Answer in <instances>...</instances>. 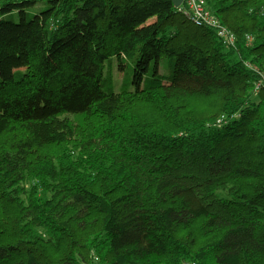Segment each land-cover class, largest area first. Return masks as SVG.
<instances>
[{
  "label": "trees",
  "instance_id": "trees-1",
  "mask_svg": "<svg viewBox=\"0 0 264 264\" xmlns=\"http://www.w3.org/2000/svg\"><path fill=\"white\" fill-rule=\"evenodd\" d=\"M257 1L206 0L229 46L171 0H0V207L16 205L0 214V264H51L39 245L60 243L57 264H264ZM113 59L130 83L107 82ZM192 95L214 110L194 115ZM142 99L168 127L135 118ZM71 143L87 174L43 151ZM199 220L215 237L197 246L184 232Z\"/></svg>",
  "mask_w": 264,
  "mask_h": 264
},
{
  "label": "rangeland",
  "instance_id": "rangeland-1",
  "mask_svg": "<svg viewBox=\"0 0 264 264\" xmlns=\"http://www.w3.org/2000/svg\"><path fill=\"white\" fill-rule=\"evenodd\" d=\"M256 5L264 7V0H258L256 2ZM42 7H44V5L39 2L36 5L35 9L32 10L31 12L34 13L36 11V9L38 11V10L42 9ZM263 14H264V10L261 13V16H264ZM104 72H105V76H107L109 78V81H107V82L111 81L116 86H122V85L124 86V85L130 83L131 73L127 72L126 69L121 70L115 59H113L111 61H107V63L105 64V67H104ZM143 100L144 99L140 100L137 103L138 105L135 106V118L137 120H139L140 122L141 121L145 122L146 124H149L151 126H160L162 128L168 127L167 119H165L159 113V111L157 109L153 108L150 104H148L147 101H143ZM188 102L190 103L191 110H192V113L194 115H201V114H205V113H210V112H212V110H214L213 100H210V99L205 98L203 96L192 95L189 98ZM77 141L78 140L73 141V142H77ZM4 142H5V137L0 138V150L5 147L6 143L4 144ZM76 144H83V142L79 141ZM73 145L74 144L71 143L69 145H65L62 147H57V146L44 147L43 151L45 154L51 156V158L54 160V162H57L59 164V166H60L59 169H61V168L63 169V168L70 166V165H74L75 167H78L77 162H79V160L85 161V163H82V166L79 168L83 174H87V172H85L84 169L88 170L87 168H89L88 164H90L91 158L84 155V153L81 149L74 148ZM84 158H86V159H84ZM28 180L29 179L20 183V186L27 188V186L29 184ZM53 182L54 181H50V179H47V185L52 184ZM33 188H34L33 184L28 187V191H30L29 195H35V190ZM19 192H22V190L20 188H19ZM220 194L222 196H224L223 192ZM44 196H46L48 198H52L53 194L52 193H49L48 195L44 194ZM33 200H34V198L33 199L31 198V201H33ZM10 211H13L11 214H14L16 212V205L15 204L5 203L0 207V214L2 212L7 213ZM3 220H7V217L4 214L0 215V222ZM202 224H203V221L199 220V221L195 222L194 225H192L190 229H188L187 231L184 232V233H188L189 235H191L192 237L195 238L197 246L202 244L203 242H207L209 240H212L213 237H215L214 233H211V232L207 233V231H204V229L202 228ZM83 235L86 238L87 234L84 233ZM86 244H87L86 241L82 242L81 248H82V246H85ZM50 245L51 244H48V245L40 244L39 249L42 252L43 256L47 260H49L51 264H57V262L65 256V254L68 252L69 248L66 249L65 243H60V246L58 249H56V248H54V246L52 247V245L51 246ZM84 250L85 251L89 250L88 244ZM101 258L103 261H105L108 264V258L106 257V254H102ZM15 260H18V259H15ZM163 261H164L163 258L153 259V260H144L140 264H163ZM106 263H104V264H106Z\"/></svg>",
  "mask_w": 264,
  "mask_h": 264
},
{
  "label": "built area",
  "instance_id": "built-area-1",
  "mask_svg": "<svg viewBox=\"0 0 264 264\" xmlns=\"http://www.w3.org/2000/svg\"><path fill=\"white\" fill-rule=\"evenodd\" d=\"M179 12L189 21H194L199 27H206L209 30H216L219 39L223 44L233 46L235 44V35L224 28L220 21L209 9L206 0H184L183 5L178 8ZM264 88V75L256 84V91Z\"/></svg>",
  "mask_w": 264,
  "mask_h": 264
},
{
  "label": "water",
  "instance_id": "water-1",
  "mask_svg": "<svg viewBox=\"0 0 264 264\" xmlns=\"http://www.w3.org/2000/svg\"><path fill=\"white\" fill-rule=\"evenodd\" d=\"M171 1L175 9L180 8L184 3V0H171Z\"/></svg>",
  "mask_w": 264,
  "mask_h": 264
},
{
  "label": "bare ground",
  "instance_id": "bare-ground-1",
  "mask_svg": "<svg viewBox=\"0 0 264 264\" xmlns=\"http://www.w3.org/2000/svg\"><path fill=\"white\" fill-rule=\"evenodd\" d=\"M189 26H190V28H192V29H195V27H196V25H195V22L194 21H190L189 22ZM201 28H204V29H207V30H209L208 28H206V27H201ZM210 31H212V30H210ZM209 32V31H208Z\"/></svg>",
  "mask_w": 264,
  "mask_h": 264
}]
</instances>
